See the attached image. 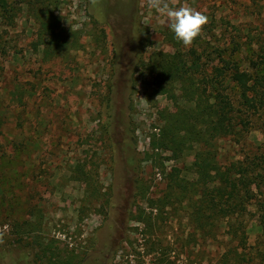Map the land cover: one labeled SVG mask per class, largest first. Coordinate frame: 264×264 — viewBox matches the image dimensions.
Masks as SVG:
<instances>
[{
    "label": "rangeland",
    "instance_id": "374dc122",
    "mask_svg": "<svg viewBox=\"0 0 264 264\" xmlns=\"http://www.w3.org/2000/svg\"><path fill=\"white\" fill-rule=\"evenodd\" d=\"M7 1L14 8L7 16L0 7V264H38L43 250L73 253L79 264H264L256 210L264 178L240 217L242 262L224 259L237 241L223 224L210 238L195 231L186 201L163 205L168 173L193 179L195 148L153 147V135L192 103L157 94L150 70L139 67L177 48L192 59L194 50L202 97L211 88L201 74L221 64L215 49L264 74V0H168L209 18L191 47L146 0H53L61 27L78 36L57 55L46 54L29 0ZM224 85L242 110L234 132L213 140L216 158L237 174L258 163L263 175L264 107L245 110L227 77Z\"/></svg>",
    "mask_w": 264,
    "mask_h": 264
},
{
    "label": "trees",
    "instance_id": "16d2710c",
    "mask_svg": "<svg viewBox=\"0 0 264 264\" xmlns=\"http://www.w3.org/2000/svg\"><path fill=\"white\" fill-rule=\"evenodd\" d=\"M52 1L29 0V9L38 22V32L46 54L57 55L77 44L78 36L77 33L68 36L67 31L61 27V22L50 8ZM0 7L7 16L14 8L7 0H0ZM215 52L221 58V64L212 67L207 75L201 74L199 78L211 88V95L206 97L198 92L196 76L199 73V63L194 50H190L192 59H187L177 48L171 54H156L150 60L142 61L139 67L150 70V85L155 87L157 94H166L174 101L184 98L192 103L187 109L178 108L168 118L167 124L153 135V147L174 152L181 151L186 145L195 148L189 166L193 179L180 176L176 170L168 173L165 194L160 200L163 205L186 201L190 208L189 220L195 231L200 230L210 238L216 236L223 224L230 240L237 241L236 246L228 248L223 254L224 259L242 262L248 260L245 258L248 246L246 228L240 217L244 216L254 196L252 184L259 188V180H263L264 174L256 171L258 163L246 165L239 174L236 173L234 164L221 165L213 149V140L234 132L235 111L242 110L235 108L226 91L224 78L227 77L235 85L238 104L253 113L264 107V74H252L241 69L237 63L223 57V49H215ZM230 54L231 51L228 56ZM240 124L244 127L247 123L240 119ZM262 163L264 159L259 161V165ZM256 210L258 223L264 234V198L259 200ZM143 213L140 210V214ZM46 253L43 250L40 256L37 255L38 264H79L75 263L73 253H68L71 255L66 257L53 252L47 256Z\"/></svg>",
    "mask_w": 264,
    "mask_h": 264
},
{
    "label": "clouds",
    "instance_id": "9594fccd",
    "mask_svg": "<svg viewBox=\"0 0 264 264\" xmlns=\"http://www.w3.org/2000/svg\"><path fill=\"white\" fill-rule=\"evenodd\" d=\"M95 3V0H92ZM147 7L160 16L177 41L185 47H191L209 23L207 15L189 5L172 6L168 0H146Z\"/></svg>",
    "mask_w": 264,
    "mask_h": 264
}]
</instances>
